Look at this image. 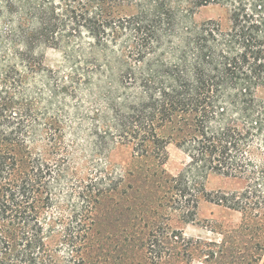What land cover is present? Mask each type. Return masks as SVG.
<instances>
[{"label": "trees", "instance_id": "16d2710c", "mask_svg": "<svg viewBox=\"0 0 264 264\" xmlns=\"http://www.w3.org/2000/svg\"><path fill=\"white\" fill-rule=\"evenodd\" d=\"M208 5L225 9V19L195 23L194 13ZM122 8L134 12L121 15ZM0 22V264L101 263L98 205L122 183L104 167L78 175L67 165L62 121L27 86L29 73H47L36 53L42 46L73 63L69 82L78 89L101 87L93 73L106 80L108 91L98 95L108 113L96 111L104 115L95 145L107 152L130 145L156 162L151 175L165 218L174 212L194 222L202 200L241 213L219 242H192L164 218L152 223L141 243L150 264L174 254L204 264H264V100L257 95L264 0H0ZM86 53L90 69L75 59ZM169 143L188 158L176 175L162 167ZM212 174L241 186L208 191ZM134 249L122 255L129 264Z\"/></svg>", "mask_w": 264, "mask_h": 264}, {"label": "rangeland", "instance_id": "374dc122", "mask_svg": "<svg viewBox=\"0 0 264 264\" xmlns=\"http://www.w3.org/2000/svg\"><path fill=\"white\" fill-rule=\"evenodd\" d=\"M132 12H134L132 8L120 10L121 15ZM225 16V9L221 6L208 5L200 7L192 19L195 23H199L210 18L225 19ZM5 29L4 23L0 22V33ZM88 41L83 34L82 46L86 48ZM77 43L73 42L72 45ZM37 52L42 55L43 66L48 70L47 73H29L27 86L41 96V108H45L51 102V109L62 121L63 141L71 154L67 164L70 165L71 171H75L78 175H87L96 167H104L114 176L122 178L120 188L104 197L98 205L96 217L98 216L97 221L101 223L98 228L104 238L99 264H129V261L122 259V255L130 254V251L124 250L132 244L135 245L133 264H150L144 257L141 243L151 224L163 220L162 218L172 229L181 230L186 238L192 239V242H219L222 232L239 224L240 212L204 200L198 205L194 222L183 223L174 212L170 213L168 219L165 218L168 210L158 206L161 193L155 191L156 187L153 183L155 178L151 175L153 171L160 169L156 162L151 158L137 156L130 145H116L108 152L97 149L95 145V127L102 128L104 115L102 113L96 117V111L108 113L105 99L98 95L100 91L103 93L108 91L106 80L93 73L92 83L100 81L101 87H96L97 84H94L93 87L78 89L75 84L69 82L73 63L67 60L61 49L42 46ZM36 55L34 54L37 58ZM99 58L100 60L95 63L102 65L103 61L101 57ZM75 59L83 61L82 65L85 69L91 67L93 61L87 53ZM55 85L67 86L68 92L62 93L61 90H57L54 94ZM113 87L119 92L117 81H114ZM257 95L264 100V88H260ZM166 151L167 160L162 167L168 174L176 175L188 158L174 143H169ZM240 186L239 180L213 174L205 182L208 191H228L238 189ZM131 236L133 238L130 241ZM180 251L178 248L174 253ZM183 260L185 264H204L197 255L188 262L186 257ZM183 260L174 254L167 264H177Z\"/></svg>", "mask_w": 264, "mask_h": 264}]
</instances>
